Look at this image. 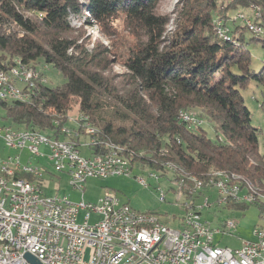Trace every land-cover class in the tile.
Listing matches in <instances>:
<instances>
[{"label":"trees","instance_id":"16d2710c","mask_svg":"<svg viewBox=\"0 0 264 264\" xmlns=\"http://www.w3.org/2000/svg\"><path fill=\"white\" fill-rule=\"evenodd\" d=\"M161 1L0 0V71L12 70L16 59L36 68L42 61L67 79L56 87L36 83L26 101L0 98L5 118L22 129L54 130L53 136L60 137L79 100V114H87L100 130L103 143L89 148L92 152L112 143L134 153L133 165L165 171L170 162L202 181L219 170L241 176L264 193L260 129L252 124L242 93L255 83L264 97V61L260 70L253 67L245 27L231 29L229 40L216 31L218 18L226 21L229 9L238 6L258 8L255 20L264 24V0H180L174 19L157 12ZM71 16L83 18L82 25L98 24L106 36H128L118 45L88 48L75 36L79 29ZM172 19L176 26L169 29ZM118 20L124 33L115 27ZM252 39L264 48V34ZM115 65L126 69L128 81L115 82L110 74ZM182 110L198 111L206 122L193 126L180 118ZM205 123L212 125L214 137ZM15 177L37 180L21 170ZM204 190L211 189L198 193ZM254 204L264 213V202Z\"/></svg>","mask_w":264,"mask_h":264},{"label":"built area","instance_id":"2783aa9c","mask_svg":"<svg viewBox=\"0 0 264 264\" xmlns=\"http://www.w3.org/2000/svg\"><path fill=\"white\" fill-rule=\"evenodd\" d=\"M255 9L259 15L258 8ZM237 18H241V13ZM246 26L254 34L264 31V25L256 20ZM216 31L218 37L231 36L222 18H218ZM12 72H22L27 86L11 88L3 83L0 98L13 100L15 92L31 96L33 91L28 72H23V67ZM180 117L193 126L204 122L193 111L180 113ZM76 124V129L60 127V133L67 136V130H74L85 134L82 122ZM0 138L11 149H26L35 158H48L58 173L75 174V179H82V187H75V181L71 185L82 193L84 183L90 177L124 176V172H130L120 168V172L110 173V166L116 165V152H112V159L98 157V153L84 156L74 139L50 141L39 134L25 135L19 128L1 123ZM102 143L92 138V142L84 145L91 148ZM20 167L35 169L38 176L44 175L39 164H33L31 160L22 162L20 155L0 159V170ZM136 178L141 184L149 185L145 177ZM158 190L161 199L165 200L163 189ZM189 193L194 194V191ZM218 196L219 202L229 198L247 201L246 196H239V187L238 191H228V185L218 192ZM204 199L205 206L188 208L182 216L192 222L191 230H147L141 223L131 222V213L151 217V212H141L121 203L112 191H107L97 203L87 202L84 197L74 202L67 196L46 193L43 184L26 178L0 181V264H33L25 257L26 252L33 254L42 264H264V238L258 228L254 231V238L244 240L239 248L215 243V236L221 230L213 228L207 220L194 219V212L211 204L210 196L204 195ZM82 210L85 215L80 222ZM92 214H97L98 218L91 220ZM236 227L234 220L226 222V228Z\"/></svg>","mask_w":264,"mask_h":264},{"label":"rangeland","instance_id":"374dc122","mask_svg":"<svg viewBox=\"0 0 264 264\" xmlns=\"http://www.w3.org/2000/svg\"><path fill=\"white\" fill-rule=\"evenodd\" d=\"M227 3L229 0H224ZM180 0H162L159 3L157 12L162 14L170 15L174 19V11L180 7ZM251 7L238 6L236 8L232 7L229 9L226 26L233 30L236 26L245 27L244 35L247 43V47L251 52L252 65L256 70H260L264 61V48L262 47L261 41H256L252 39L254 33L250 31L246 24L247 19L255 20V16H250L249 13ZM238 13H244L246 16L244 18H237ZM89 17V13H85ZM83 17V16H82ZM85 18V16H84ZM171 20V26L169 29H173L176 26V22ZM83 18L80 16H71V22L79 30L75 32V36L80 39V42L86 44L88 48H93L94 46L105 45L109 46L111 43L113 45H118V43L128 34L124 33L125 25L122 20H118L115 23L117 31L124 33L123 36H106V34L100 31V26L93 23L92 26L82 25ZM116 29H113L115 32ZM242 30V29H240ZM107 31L109 29L107 28ZM240 34V33H239ZM232 36V35H231ZM30 65V64H28ZM38 69H41L44 76H46V84L50 86H61L67 82L65 76L53 65L46 63H39ZM30 69L33 70L34 66L31 64ZM33 67V69H32ZM36 68V67H35ZM127 73L126 69L122 65L113 66L111 75L115 77V82L120 84L123 81H128L125 76ZM128 75V74H127ZM263 87L257 86L255 83H251L248 88L242 90L245 97L246 105L252 111V124L260 129L259 133V145L260 151L264 154V97H263ZM71 111L68 115L73 118L77 117L80 112L79 100H75L72 104ZM192 112V111H191ZM77 113V114H76ZM195 113L200 117V112L195 111ZM205 122L206 120L202 118ZM69 121L72 119L68 117ZM0 123L8 126L18 127L13 125L10 119L5 118V111L0 106ZM212 125L205 123L204 127L209 132V135L214 137V131L212 130ZM24 126H20L23 128ZM71 129V126H69ZM24 130V129H23ZM28 130V129H27ZM73 134H75L73 130ZM86 137L88 138L87 134ZM82 140L84 138H81ZM84 141V140H83ZM42 150H45L42 147ZM81 150L84 155H88L89 148L81 145ZM20 155L22 161L28 162L31 160L33 164L40 165L44 172V183H42V178L39 180L43 184L44 190L48 193L54 194L57 192H67L68 198L74 202H78L84 198L87 202L97 203L99 197L107 192L112 191L117 194L121 203H127L131 205L136 210L141 212H154L158 214L161 220L167 225L175 228L180 227L182 216L186 211L185 204L187 201L195 202L196 204H204V195L210 196L211 205L205 207L202 210V218L207 220L213 228H219L220 233L215 236V243L222 247L239 248L244 240L252 239L255 236V229H260L264 232V213L262 212L258 204L249 203L242 207H232L227 205L228 202H219V196L216 189L211 188L210 191H205L204 194L195 195L193 198L187 197L184 193V189H180L181 183L180 179L177 177L178 172L176 171H156L154 168L148 165H134L132 173L130 176H108L103 178L91 177L85 181L84 186L86 187L84 192L73 190L72 186L69 184V174L58 173L52 162L48 158H35L31 156L30 152L26 149L24 150H14L6 146L4 140L0 138V159H6L9 156ZM48 167L43 168L44 165ZM151 173H159L161 176L157 180L151 177ZM171 173V174H170ZM173 174V175H172ZM176 174V175H175ZM172 175V176H171ZM136 176L145 177L147 179L148 186L141 184ZM177 178L176 180L174 178ZM27 179V178H26ZM31 180V179H28ZM34 181V180H32ZM178 181V182H177ZM158 187H161L166 194V199L162 200L160 191ZM182 188V187H181ZM213 189V190H212ZM197 196V198H196ZM232 202V201H230ZM235 202V201H233ZM246 203V202H244ZM261 204V202H259ZM85 211L82 210L79 215V221L84 220ZM229 220H234L237 224L236 228L228 229L226 228V222ZM180 222V223H179Z\"/></svg>","mask_w":264,"mask_h":264},{"label":"bare ground","instance_id":"6f19581e","mask_svg":"<svg viewBox=\"0 0 264 264\" xmlns=\"http://www.w3.org/2000/svg\"><path fill=\"white\" fill-rule=\"evenodd\" d=\"M242 18L246 19L243 15H241ZM217 25H218V20H217ZM252 23L251 19L246 20V25H250ZM264 25V24H260ZM256 35H261L264 34L263 32H255ZM239 37V36H238ZM220 38L229 40L232 38V36H221ZM16 62L18 63L16 67H14L10 71H0V85H3V83H7V85L11 88H18V86H27V79L26 76L22 72H12V71H17V67H23V72H28V77L30 79L32 91L35 87L36 83H44L46 84V76H44L43 72L41 69L35 68L31 70L30 65L26 63H22L20 60L16 59ZM30 96L28 93L25 92H15L13 93V99L14 100H21V101H26L29 100ZM1 99H10V98H1ZM189 111L182 110L180 113H186ZM180 115V114H179ZM182 119V117H180ZM72 121L75 122H82V128L86 129L85 134L88 135V138L85 143L92 142V138L99 139L100 141V130L96 125L91 120H86L90 119V117L87 114L80 113L77 117L73 118L71 117ZM57 124V121H56ZM64 127H69L65 125ZM21 132L25 133V135H36L39 134V137H44L46 139H50V141H61L63 140V137H55L53 135L44 133L42 131L38 130H26V129H20ZM63 135V133H61ZM73 130H67V137L72 136ZM75 137H79L81 134L80 132H75ZM67 138V139H68ZM69 139H72L71 137ZM74 139V138H73ZM77 141V140H76ZM75 141V142H76ZM105 142V141H104ZM109 142V141H108ZM79 143V142H78ZM106 150L100 153H98V157H104V159H112V152H116V165L110 166V173H118L120 172V168L122 169H128L130 172H124V176H130L133 170V163L132 159L134 158V153L127 152L125 153V149L123 147L114 145L112 143H107ZM166 169L168 171H176L178 172V175H181L180 177H188L190 180H192L193 187H189L190 182L188 183L187 178H181L179 184H181L180 189L187 188L189 191H194V195L198 193L199 190L196 189H211L214 188L217 190V192H222L223 189L225 188V185H228V191H238L239 187V196H246L247 201H243L242 198H229L222 200V202H230V201H235V202H246V203H256V202H264V193L257 187H255L251 183L245 182L241 176L236 175V174H230L227 172L219 171V170H214L211 172V174L208 176V179L206 181H202L201 179L198 180L196 176H192L185 173V171L180 168L179 166H175L168 162L166 164ZM16 170H21L25 173H29L33 176L36 177L37 180H34V183H40V179L44 176H38L37 170L35 169H28V167H20V168H7V170H0V181H11L13 179H19L15 177V171ZM171 174V173H170ZM70 175V183L72 184V181H75V187H82V179H75V174H69ZM173 175V174H172ZM171 175V176H172ZM176 175V174H175ZM177 175V176H178ZM154 177L155 179L160 178V174L158 173H151V177ZM173 178V177H172ZM175 178V177H174ZM173 178V180H174ZM178 180L177 178H175ZM186 179V180H185ZM211 179V180H210ZM178 182V181H177ZM182 183L185 184V186H182ZM189 184V185H188ZM192 186V185H191ZM182 187V188H181ZM158 189H161V187H158ZM186 191V190H185ZM188 194L187 192H184ZM201 193V192H200ZM186 194V195H187ZM199 194V193H198ZM201 195V194H200ZM188 196V195H187ZM199 196V195H197ZM196 196V198H197ZM190 197V195H189ZM191 196V198H193ZM164 198H166V194L164 192ZM209 204L208 206H210ZM193 206H205V200L204 204L198 203L196 204L195 202L192 201H187L185 204L186 209L191 208ZM194 219L196 221H206L202 218V211L194 212ZM180 227L175 228L167 225L164 223L160 216L154 212H151V217L149 215H139V213H131V222L132 223H141V225L145 226V229L147 230H162V229H168V231H184V230H191L192 229V222H188L186 218L180 219ZM261 237L264 238V232L260 231Z\"/></svg>","mask_w":264,"mask_h":264},{"label":"crops","instance_id":"0c3cea01","mask_svg":"<svg viewBox=\"0 0 264 264\" xmlns=\"http://www.w3.org/2000/svg\"><path fill=\"white\" fill-rule=\"evenodd\" d=\"M251 7V11H250V13H249V15L250 16H252V15H254L255 17H256V9L254 8V7H252V6H250ZM244 13H241V15H243ZM245 15V14H244ZM243 15V16H244ZM245 18H246V16H244ZM227 22V21H226ZM246 25V24H245ZM71 111H74V110H70L69 112H71ZM77 114V113H76ZM66 125L67 126H71L72 128H77V124H76V122L75 121H69L68 120V122L66 123ZM17 128H20V127H17ZM23 128H25V127H23ZM20 129H22V128H20ZM48 133L49 134H51V135H55V132H54V130L52 131H48ZM56 136V135H55ZM60 137H63V138H68L67 136H64V135H62L61 133H60V135H59ZM74 138V140L79 144V147H80V150H81V145L82 146H84V147H86L85 145H84V143L86 142V140H87V137H86V135H84V134H81L79 137H75V135L74 134H72V136H69V138ZM68 138V139H69ZM81 138H84L83 140L85 141H83ZM45 148V147H44ZM91 149V148H90ZM45 151H48L47 150V148H45ZM82 151V150H81ZM95 152H92V150H89V153H87L88 155H84L83 154V152H82V154L84 155V156H90L91 154H94ZM22 160V159H21ZM49 160V159H48ZM22 162H24V161H22ZM26 163V162H25ZM137 165H142V164H136V166ZM44 167L46 168V171L47 172H49L47 169H48V167L46 166V164L44 165ZM70 176V175H69ZM91 178V177H90ZM89 179V178H88ZM87 179V180H88ZM42 180V183H44V176H43V178L41 179ZM69 184L71 185V183H70V179H69ZM72 186V185H71ZM85 187V186H84ZM73 188V187H72ZM86 188V187H85ZM73 190H76V189H74L73 188ZM77 191V190H76ZM45 192L46 193H48L46 190H45ZM106 193V192H105ZM105 193H103L100 197H99V199L102 197V196H104L105 195ZM49 194H51V193H49ZM54 194H59V195H62V196H67L68 197V195H67V192H65V191H63L62 193L61 192H57V193H54ZM83 197H85L84 195H82V198ZM85 199V198H84ZM82 200V199H81ZM99 201V200H98ZM81 213V212H80ZM96 218H98V215L97 214H92L91 215V220H94V219H96Z\"/></svg>","mask_w":264,"mask_h":264},{"label":"water","instance_id":"95a60500","mask_svg":"<svg viewBox=\"0 0 264 264\" xmlns=\"http://www.w3.org/2000/svg\"><path fill=\"white\" fill-rule=\"evenodd\" d=\"M25 257L33 264H42L33 254L26 252Z\"/></svg>","mask_w":264,"mask_h":264}]
</instances>
